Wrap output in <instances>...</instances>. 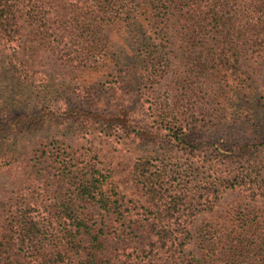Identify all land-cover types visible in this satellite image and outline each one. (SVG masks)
<instances>
[{
  "label": "trees",
  "instance_id": "obj_1",
  "mask_svg": "<svg viewBox=\"0 0 264 264\" xmlns=\"http://www.w3.org/2000/svg\"><path fill=\"white\" fill-rule=\"evenodd\" d=\"M23 21L37 25L43 39L54 36L51 49L94 26L100 58L91 59L81 43L64 57L63 73L80 88L109 67L155 69L144 52L165 57L178 78L164 99L156 101L151 90L143 96L150 111L174 118L169 134L183 147L193 131L180 119L188 114L214 126L233 118L264 126V79L241 64L251 59L258 71L264 61V0H0V173H24L8 199L9 221H0V264H118L99 254L103 229L92 232L83 213L91 205L124 224L150 221L143 243L121 250L123 264H264V149H125L134 157L126 181L147 197L133 212L92 149L20 147V130L51 119L56 85L65 86L21 58ZM131 56L136 60L127 63ZM124 80L118 74L115 83ZM8 107L16 112L5 121ZM31 107L38 110L19 112ZM121 111L107 118L118 131L126 128Z\"/></svg>",
  "mask_w": 264,
  "mask_h": 264
},
{
  "label": "rangeland",
  "instance_id": "obj_2",
  "mask_svg": "<svg viewBox=\"0 0 264 264\" xmlns=\"http://www.w3.org/2000/svg\"><path fill=\"white\" fill-rule=\"evenodd\" d=\"M38 29L37 25L28 26L24 21L22 22V34L17 41L21 47L20 56L33 70L45 71L56 82L65 80V86L61 88L56 85L58 91L56 90L53 95L56 110L54 115H51V119L47 122L40 121L28 131L25 128L20 130L22 135L20 147L23 146V149H69V152L72 149H92L95 153L93 155L98 156L102 161L101 165L109 169V180L126 196L127 205L131 211L135 212L137 207L147 204V197L136 185L126 181L134 163V157L125 149L156 150L157 152L170 149H204L211 154V150L216 149V143L223 144L224 149L245 143H249L246 149H264V126L240 118H233L214 126L208 122L209 120H199L201 115L198 113L194 118L191 114L180 117L181 122L189 123L188 127L193 129L192 132L190 131L188 142L183 147L180 142L172 140L169 134L173 130L171 121L174 118L164 117L161 112L150 111L147 108V98L143 96L145 90H151L154 92L156 101L164 99L174 85L175 79L178 78L174 72V65L169 68L165 67L167 61L165 57L155 58V55L149 51L142 55L138 54L142 56L143 61L148 60L146 63L155 64L156 68L151 66L150 70L140 73L137 70L131 71L132 69L117 72L113 67H109V72L101 78L97 74H92L80 88L79 84L69 80L63 73L64 57L66 59L71 57L69 49L73 50L71 47L74 48L75 45L81 43L89 47L88 56L91 59L96 61L100 58L94 26H82L80 36L73 37L66 47L60 46L56 49L48 46V43H54L56 38L50 35L43 39L36 34ZM153 48L152 46L151 49ZM132 56L127 63H131L138 57L136 55L132 58ZM111 57H115V53L111 54ZM241 64L258 81L264 79V61L259 65L258 71L253 67L254 63L251 59L242 57ZM118 74L125 78L124 83L119 86L115 83ZM208 75L210 76L211 73ZM97 77L100 79L98 80ZM144 79L147 80L141 87ZM155 100L153 99V102L156 103ZM37 110V107H31V109L19 110V112L26 111L28 114H33ZM121 110L126 113L121 115L124 117L123 123L126 128L118 131L113 124L107 122V118L116 115L113 111ZM14 112L16 110L13 107H8L3 119L6 121L7 116L13 115ZM130 127L135 128L136 132L140 130L145 134L137 136L136 133H131ZM120 132L124 135L123 137H119ZM260 155L264 157V150L260 151ZM23 174L17 170L0 173V221L2 225L9 221L8 199L12 196V190L21 184ZM235 196V192L229 193L227 199L231 200ZM87 207L83 213L92 225V232L103 229L100 239L104 247L99 254L105 257H115L118 264H123L124 261L123 258L118 259L123 253L122 249L128 246H140L149 234L150 221L140 219L130 222L127 220L124 224V220L117 219L113 215H106L107 213L98 207L93 205ZM205 217H208L207 213L202 214L198 222ZM86 238L90 239V236ZM194 249L196 247L188 248L186 251L189 253Z\"/></svg>",
  "mask_w": 264,
  "mask_h": 264
}]
</instances>
